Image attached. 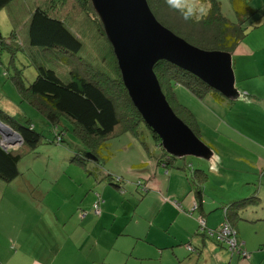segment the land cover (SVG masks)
<instances>
[{"label": "rangeland", "instance_id": "rangeland-1", "mask_svg": "<svg viewBox=\"0 0 264 264\" xmlns=\"http://www.w3.org/2000/svg\"><path fill=\"white\" fill-rule=\"evenodd\" d=\"M221 1L223 13L235 21L229 1ZM47 2L48 0H16L0 11V33L6 39V44L0 46V110L18 121H30L45 137L35 152L27 151L22 156L19 164L22 175L18 180L8 183L0 178V202L4 199L11 206L14 202L23 206L18 216L13 212L11 216L34 228L32 236L37 239L35 245L40 264H50L52 258L57 261L55 264H211L210 258L206 257V253L211 251V245L205 249V256L201 259L186 250L192 237L201 234L200 213H193L194 206L180 213L173 205L175 211L164 205L169 199L173 198L171 203L174 204L175 197L182 199L187 196L188 182L183 172L173 171L181 179H173L171 192L174 193L178 186L180 193L171 194L168 191L169 183L168 186L165 184V192L161 193L164 198L162 206L155 204L152 199L139 201L143 190L139 185H145V180L142 179L150 171V166L144 164L139 168L135 167L151 161L152 155L159 153L148 129L141 130L146 145L131 133H124L108 141L114 158L106 170L123 177L126 190H116L105 182H96L81 167L72 164L71 159L67 160L71 153H81L96 162L90 155L89 146L67 119H63L59 126V130L65 132V143H50L53 140L51 123L33 104L32 97L28 98L23 93L22 88L30 87L37 79L38 66L57 70L55 63L61 55L56 54L55 49L35 48L29 42L32 11ZM52 2L56 0H51L50 5H53ZM205 6L203 0H186L181 4V8L194 14L205 13L208 10ZM70 8V12L67 9V21L72 31L78 37L86 36L89 39L87 42L93 46H87L75 58L82 59L95 46H101L102 49L106 47L107 41L96 23L75 4ZM77 9V12L72 13ZM15 36L18 37V42H15ZM172 89L170 105L182 120V115L187 116L185 110L201 113L204 107L212 103L211 93L198 99L183 85L173 86ZM199 117L201 120L202 117L208 118L204 112ZM208 125L209 121L204 122L205 131L211 134ZM6 139L10 141L9 138ZM12 142L18 143V147L21 143L17 140ZM144 160L147 161L143 162ZM189 160H194V157ZM162 172L165 175V171ZM23 189H28L29 193L21 192ZM224 213V210H219L211 213L209 218L223 219ZM82 216H85L84 220ZM7 223L15 226L9 219ZM220 226L221 224L212 228V231H217ZM151 229L153 236L161 244L146 240ZM177 237L184 239L185 244H172ZM80 251L87 253L86 260L80 257ZM222 251L232 254L228 248Z\"/></svg>", "mask_w": 264, "mask_h": 264}, {"label": "trees", "instance_id": "trees-1", "mask_svg": "<svg viewBox=\"0 0 264 264\" xmlns=\"http://www.w3.org/2000/svg\"><path fill=\"white\" fill-rule=\"evenodd\" d=\"M15 1L0 0V11L8 8ZM50 1L32 11L29 42L35 48L55 49L56 54L61 55L57 63L53 62L57 70L43 65L38 66L37 79L34 83L28 88L22 87L23 93H26L28 98L32 97L33 104L51 123L53 140L50 143L56 145L65 143V132L60 131L59 126L63 119H67L75 126L79 137L89 146L90 155L96 162H92L81 153H71L67 160L71 159L72 164L83 168L87 176L99 181L103 180L109 186L122 190L125 184L124 179L106 170L114 158L108 141L124 133H131L146 145L141 131L142 128H146L163 152L164 160L160 161L161 165L165 168H177L188 174L191 192L197 200L195 209H199L203 203L208 175L203 169L194 167L193 161L178 166L179 157L168 154L163 149L157 134L145 124L123 84L114 49L107 38L104 25L92 0H56L52 2L53 5H50ZM147 1L152 13L162 26L190 45L209 52L232 54L247 36L242 24L251 22L255 26L253 18L258 13L250 8L246 0H231L232 9L240 20L236 23L222 13L220 0H203L208 10L202 14H194L181 8V4L186 0ZM72 4L96 23L108 44L103 49L101 46L90 49L88 55L83 56L79 59L80 61L75 58L76 55L86 50L87 46L91 48L93 46L87 42L89 39L86 36L78 37L72 31L67 21V9L70 12ZM77 11L78 9L72 13ZM4 40L6 39L0 33V46L6 44ZM15 42H18L17 36H15ZM155 73L169 104L173 97L171 93L173 86H185L198 99H203L205 94L214 93L198 77L168 62H159L155 66ZM184 80H187V83L183 84ZM173 111L175 112L174 109ZM178 112L182 115L181 111L178 110ZM185 113L187 116L182 115L184 121L181 120L201 140L196 118L189 110H185ZM0 123L17 133L21 142L19 147H12L13 145L3 140V135H0V178L11 183L22 175L19 164L24 153L35 152L45 137L30 121H18L2 110H0ZM209 150L212 152L210 148ZM257 199L253 196L225 203L222 208L225 212V223L236 230L239 221L244 220L242 217L244 209L250 208ZM239 255L243 261L247 260V255L242 253Z\"/></svg>", "mask_w": 264, "mask_h": 264}, {"label": "crops", "instance_id": "crops-1", "mask_svg": "<svg viewBox=\"0 0 264 264\" xmlns=\"http://www.w3.org/2000/svg\"><path fill=\"white\" fill-rule=\"evenodd\" d=\"M228 1L232 9L231 0ZM246 1L250 8L258 13L253 18L255 26L251 22L242 24L247 36L231 54L235 88L240 96L236 100H229L214 92L216 94L213 93L210 100L212 103L208 107H204L202 111L207 113L208 118L206 119L202 117L201 120L199 117L202 112L190 111L199 124L200 139L212 150V156L208 160L200 158L188 160L190 157L179 158L180 162L177 163L178 166H182L185 162L193 161L194 167L203 169L208 175L200 208L195 209L197 200L191 192L188 174L183 170L165 168L161 165L160 161L164 160V156L156 143L159 153L155 152L151 161L144 160L143 162L147 161V163L135 167L139 168L144 164L150 166V171L142 179L145 180V185H139L143 189L141 192L138 191L140 192L139 201L152 199L159 206H162L164 201L161 193L165 192V184L168 186L169 183L168 191L171 194L180 193L178 186L175 187L174 193L171 192V188L174 184L173 179H181L174 173L183 172L188 182L187 196L182 199L175 197L174 204L171 203L173 198L169 199L164 205L175 211L173 205L180 213H184L186 209L189 210L194 206L193 213H200L210 231L221 224L219 230L225 223V213L223 219L221 217L209 218L211 213L223 211L225 203L240 201L246 199L240 197L250 195L258 198L250 208L244 209L242 215L244 220L239 221L236 227L237 237L242 245L241 253L251 256L250 260L243 261L239 251L232 252L230 250L232 254L223 252L222 250L227 249V246L219 243L215 236L211 237L202 233L201 230V234L192 237L188 242L189 246H185L190 254L195 253L201 259L205 256V249L211 245V251L206 253L211 264H264V0ZM221 6L223 13L222 1ZM232 11L234 13L233 9ZM234 16L235 21L233 22H239L235 13ZM208 121L211 134H207L204 128V122ZM78 167L80 168V166ZM162 170L165 171V175ZM91 178L96 182L104 183L103 180ZM123 186L126 190L125 184ZM29 187L31 189L32 186ZM21 192L29 193V190L23 189ZM22 210L23 206L19 202H14L13 206L4 202V199L0 202V234L2 237L0 239V264H40L35 245L37 239L32 236L34 228L27 223L22 224L17 218L11 216L12 212L18 216ZM7 219L11 223L13 221L15 226L8 224ZM82 219L84 220L85 216H82ZM146 240L150 243L161 244L153 236L152 229ZM183 240L177 237L172 244L183 245L185 244ZM214 240L216 244H214ZM80 253V257L86 260L87 253L85 251H80ZM56 262L52 258L50 264Z\"/></svg>", "mask_w": 264, "mask_h": 264}, {"label": "water", "instance_id": "water-1", "mask_svg": "<svg viewBox=\"0 0 264 264\" xmlns=\"http://www.w3.org/2000/svg\"><path fill=\"white\" fill-rule=\"evenodd\" d=\"M92 2L114 49L129 98L145 124L160 138L163 149L179 158L210 159L208 146L171 108L155 66L159 62L173 64L198 77L225 99L236 100L240 94L235 88L232 55L190 45L158 22L147 0ZM9 131L10 134L0 127V135H16Z\"/></svg>", "mask_w": 264, "mask_h": 264}, {"label": "built area", "instance_id": "built-area-1", "mask_svg": "<svg viewBox=\"0 0 264 264\" xmlns=\"http://www.w3.org/2000/svg\"><path fill=\"white\" fill-rule=\"evenodd\" d=\"M1 125L2 124L0 123V126ZM13 136H16V137H13ZM13 136L8 137V136L3 135V140L6 141L7 140L6 138H9L10 141L9 142L7 141V142L10 145L18 146L19 145L18 143L14 144L16 142H12V141H14V140L20 141V138L17 135V133H16V135H13ZM179 207H180V205H179ZM96 209L98 210V207H96ZM199 221H200V230L202 233L207 234L211 237L215 236L219 243L225 244L227 246V248L229 250H231L232 252L239 251V253H241L242 245H241L240 241L238 240L236 230L233 229L230 224L224 223L223 226L219 230L210 231V230H208L207 225H206V221L203 218H200ZM189 249H191V248H189ZM247 257H248V255H247Z\"/></svg>", "mask_w": 264, "mask_h": 264}, {"label": "bare ground", "instance_id": "bare-ground-1", "mask_svg": "<svg viewBox=\"0 0 264 264\" xmlns=\"http://www.w3.org/2000/svg\"><path fill=\"white\" fill-rule=\"evenodd\" d=\"M0 127L3 128L8 134H10L8 127H4L3 125H1ZM13 137H16V136H13Z\"/></svg>", "mask_w": 264, "mask_h": 264}]
</instances>
